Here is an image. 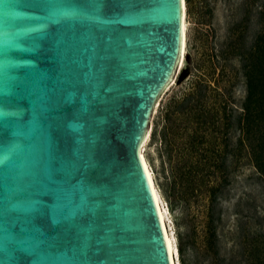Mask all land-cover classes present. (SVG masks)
Wrapping results in <instances>:
<instances>
[{"label":"water","instance_id":"1","mask_svg":"<svg viewBox=\"0 0 264 264\" xmlns=\"http://www.w3.org/2000/svg\"><path fill=\"white\" fill-rule=\"evenodd\" d=\"M181 2L0 0V264H170L139 151Z\"/></svg>","mask_w":264,"mask_h":264},{"label":"trees","instance_id":"2","mask_svg":"<svg viewBox=\"0 0 264 264\" xmlns=\"http://www.w3.org/2000/svg\"><path fill=\"white\" fill-rule=\"evenodd\" d=\"M232 11L220 61L209 65L214 74L222 64L220 78H199L188 92L167 97L151 133L163 198L171 209L200 220L205 249L188 248L192 264H264V231L251 230L255 214H242L245 201L235 205L232 246H222L218 235L226 187L238 164L264 182V0H238ZM238 72L245 86L239 107L231 105ZM179 246L185 264L186 248Z\"/></svg>","mask_w":264,"mask_h":264},{"label":"rangeland","instance_id":"3","mask_svg":"<svg viewBox=\"0 0 264 264\" xmlns=\"http://www.w3.org/2000/svg\"><path fill=\"white\" fill-rule=\"evenodd\" d=\"M238 0H184L185 52L180 69L175 75L170 87L159 101L154 119L159 106L165 99L176 94L180 96L189 91L194 81L199 78H220L221 65L214 74L209 65L213 61H220L218 47L224 41L226 28L232 19V13ZM213 85V83H211ZM245 95L244 81L241 74H236L233 86L231 105L239 107ZM154 119L152 121V128ZM149 139L145 144L143 155L151 172L155 189L158 193L161 206L165 210V221L173 247L176 250V264L181 263L179 252L180 244L186 248L184 254L185 264H192L189 247H196L199 253L204 252V236L200 226V220L193 214L183 215L176 206L170 208L160 191L162 176L160 173L159 159L155 144ZM245 201L242 207L243 215L255 214L248 224L252 231L262 233L264 231V182L254 169L239 163L232 172L229 185L223 199V219L218 226V235L222 246L230 248L234 242L230 234L235 226V205L238 201ZM181 239V240H180Z\"/></svg>","mask_w":264,"mask_h":264},{"label":"bare ground","instance_id":"4","mask_svg":"<svg viewBox=\"0 0 264 264\" xmlns=\"http://www.w3.org/2000/svg\"><path fill=\"white\" fill-rule=\"evenodd\" d=\"M181 4H182L181 51H180V58H179V62H178L174 77H176L175 75H177V73H178V71L180 69V66H181V63H182V60H183V56H184V52H185V30H186V26H185V22H184V9H185L184 0H182ZM174 77H173V79H174ZM173 79H172V81H173ZM157 105L155 106V109H156ZM150 131H151V126H149L147 134H146V137H145V139H144V141H143V143L141 145V148H140V151H139V156H140V160L142 162V165L144 167V170H145V173H146V176H147V179H148V183H149L151 191H152L154 202H155V205H156V208H157V211H158L159 220H160V223H161V227H162V230H163L165 242H166V245H167V251H168V256H169V259H170V264H176V262H175V260H176V250L173 247V244L171 242V238L169 236V231L167 229V224H166V221H165V210L161 206L158 193H157V191L155 189V186H154V183H153V180H152L151 172L149 170V167H148L147 162H146V160L144 158V155H143L145 144L147 143V141L149 139V136H150Z\"/></svg>","mask_w":264,"mask_h":264}]
</instances>
